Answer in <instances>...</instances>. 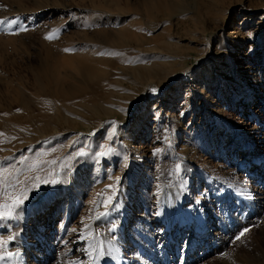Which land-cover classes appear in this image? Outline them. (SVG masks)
I'll list each match as a JSON object with an SVG mask.
<instances>
[{"label":"rangeland","instance_id":"1","mask_svg":"<svg viewBox=\"0 0 264 264\" xmlns=\"http://www.w3.org/2000/svg\"><path fill=\"white\" fill-rule=\"evenodd\" d=\"M57 1L68 7H57L55 15L40 21L36 16L41 11L20 21L0 14V44L20 46L22 41L18 50H0V197L18 192V186L29 197L18 215L0 220V241L11 238L7 251L17 254L2 264H68L71 225L88 235L82 248L70 251L79 255L77 264H126L128 257L138 264H171V253L154 238L165 220L158 225L145 219L153 217L147 213L156 215L163 202L170 206V216L188 219L198 235L192 242L185 231L172 245L177 247L176 264H264V254L234 247L241 232L247 230L244 240L249 231L264 230V175L251 177L240 169L238 177L229 175L237 169L238 150L244 145L234 138L246 115L241 107L245 97H264V37L256 28L264 21V0H182L178 9L165 0H84L108 10L120 6L115 19L121 23L110 22L107 29L127 33L121 41L103 44L102 56L79 50L85 44L77 43L70 51L60 50L67 56L56 55L55 63L47 65L42 61L43 28L53 37L45 36V41H57L96 29L108 14L83 9L78 4L83 0ZM0 2L6 13L16 10L14 0ZM12 21L16 23L9 27ZM233 52L240 60H231ZM217 54L227 60L220 70L211 61ZM87 56H101V63H93L98 70L94 77L70 74L58 79L68 63ZM207 67L215 78L210 89L201 90ZM56 78L70 89L59 87ZM256 117L259 135L251 129L253 123L245 131L263 139L264 114ZM164 120L167 133L161 129ZM262 156L254 157L255 165L264 162ZM244 195L252 197L249 203ZM132 202H137L135 208ZM36 220L49 223L39 244L42 250L34 251L38 257L21 249L31 230L28 237L23 235ZM237 220L243 224L239 229L234 228ZM214 231L226 237L221 246L210 238Z\"/></svg>","mask_w":264,"mask_h":264},{"label":"bare ground","instance_id":"2","mask_svg":"<svg viewBox=\"0 0 264 264\" xmlns=\"http://www.w3.org/2000/svg\"><path fill=\"white\" fill-rule=\"evenodd\" d=\"M74 1V0H73ZM82 1V0H81ZM96 1V0H95ZM93 1V2H95ZM99 1V0H98ZM167 2L168 5H171L173 8L175 9H178L179 6H181L182 4V0H165ZM4 2V1H3ZM15 4H16V10H11L9 11L7 9V13H6V10L3 9V6L5 5L4 3H1L0 2V14H2L3 16H8L10 15L11 17H13V20H21L23 16L27 15V14H30V13H36V12H39L41 11L44 12L42 15L41 14H38L36 17L38 18V21H40V19H42L44 16L47 18L48 16H53L55 15L54 13L57 12V7H68L66 5L63 4H60L58 3L57 0H14ZM81 3V4H80ZM58 4H60V6H58ZM81 7L86 8V7H90L91 9H94L95 12H97L99 15L102 13H105L107 12V17L106 19L103 18L101 22H99L100 24L95 26L94 28L96 29H93L91 30L90 32L88 31H78V32H73L71 36H66V37H59L57 39V41H55L56 39H53L52 42H48V41H45V36H47L48 34V31L46 29H42V33H44V37H43V40L42 42L43 43V48L42 50V54H43V62L46 63L48 65V63H55V56L56 55H61V59L63 56H65L66 54L63 52H61L60 50H63V51H66V49H68L67 51H70L72 50L73 48H75L73 45H76L77 43L78 44H85V45H80V46H83L82 48H79V50H83L85 51V49L87 50H96L99 52V54L102 56V54L104 53L102 50L103 48V44H113V42L115 43L116 41L119 40L120 38V41L121 39L123 40V32H126L124 30L126 29H118V30H111L110 29H107L108 25L110 22L112 23H115L116 21L119 22V24L121 23V20L120 19H115V16L118 15V12L119 11H122V8H119L117 6V8H115L116 10L112 9V10H108V9H105L104 6L101 4V3H98L96 2V4H91V5H86V3H84V0L83 2H79L78 3ZM183 5V4H182ZM126 6V5H125ZM171 6L169 7V9L171 8ZM5 7V6H4ZM128 8V7H127ZM138 8H134V11L138 12L137 11ZM180 10V9H179ZM47 11V12H46ZM115 14H114V12ZM174 11V10H173ZM135 12V13H136ZM26 13V14H25ZM40 13V12H39ZM37 14V13H36ZM106 14V13H105ZM114 16H113V15ZM31 15V14H30ZM169 15V14H168ZM167 15V17H168ZM35 17V18H36ZM154 17V16H153ZM263 17V16H262ZM91 19V18H90ZM94 21V20H93ZM89 20L86 22L85 21V24L83 25V30H87V26L89 24ZM92 22V20H91ZM96 22V21H95ZM10 23V22H9ZM8 23V24H9ZM54 21L50 24L49 28L50 29H53L54 28V25H53ZM123 23V22H122ZM92 24V23H91ZM132 24V22L130 23ZM95 25V24H93ZM111 25V24H110ZM113 25H116V24H113ZM56 26V25H55ZM130 26V25H129ZM78 27V26H77ZM76 27V28H77ZM80 27V26H79ZM133 27V26H132ZM258 27V31H257V35L258 36H261V34H263V37H264V21L261 20V22H259L258 25H256V28ZM254 27V29H256ZM114 29V27H113ZM134 29V27H133ZM132 30V29H131ZM257 30V29H256ZM255 30V31H256ZM38 31V30H36ZM130 32V31H129ZM52 33V32H51ZM127 33V32H126ZM125 33V34H126ZM133 35H135L133 32H132ZM127 35H130V34H127ZM59 36V35H58ZM57 36V37H58ZM141 36V35H139ZM138 36V37H139ZM137 37V38H138ZM140 38H145L144 36H141ZM26 41L27 40H30V35H27L25 37ZM147 39V38H145ZM40 40V41H41ZM2 42V41H1ZM0 42V43H1ZM76 42V43H75ZM75 43V44H73ZM118 43V42H117ZM42 44V43H41ZM121 44V43H120ZM20 46L16 45V43H12L10 41L6 42V43H3V44H0V50H3L4 52L3 53H6L5 51H7L8 49V46L12 49V50H18V48H22V41L21 43H19ZM24 45V44H23ZM58 49V50H57ZM77 49V47H76ZM78 50V49H77ZM76 50V51H77ZM40 51V52H41ZM91 53V52H89ZM40 54V53H39ZM38 55V54H37ZM69 55V54H68ZM58 56V57H59ZM67 56V55H66ZM93 56V55H92ZM100 56V57H101ZM227 56V55H226ZM233 56H235L236 58H238L240 60L241 58V55H237L236 56V53L234 54V52L232 53L231 55V60L233 59ZM100 57H96V58H93L91 56H87V57H81L79 59V61L75 63H68V67L66 69H63V73H59L60 74V77L58 78L59 80L61 81H64L66 80V78L68 77V75L70 74H79L81 76H84V77H91L94 75H96L98 73V70L96 68L93 67V63L97 62V63H101V58ZM68 59L71 58V55L67 57ZM73 60V59H72ZM77 60V59H76ZM58 61V59H57ZM213 62H215V65H216V69L218 68L220 70L221 67L224 66V63L227 62L225 56L223 54H217L216 56H214L212 58ZM238 61V60H237ZM42 62V63H43ZM59 62V61H58ZM63 62V61H62ZM61 62V63H62ZM239 62V61H238ZM243 61L241 60V63ZM66 63V62H65ZM75 64V65H74ZM45 65V64H44ZM59 64H55L54 66H58ZM243 65V64H241ZM50 66V65H49ZM48 67V66H47ZM227 67V66H226ZM246 68V67H245ZM58 69V68H57ZM207 75H208V80H206V83L203 85L204 87L201 88V90H203V88H209L210 89V86L211 84L213 83V78H215V76L213 75V73L210 74L209 72V68L207 67L206 69V72H205ZM226 73V72H225ZM78 75V76H79ZM70 77V76H69ZM205 78V77H204ZM57 80V78H56ZM61 81L57 82L60 83ZM207 81L209 82V84L207 83ZM218 83V82H217ZM201 84V83H200ZM70 86L71 85H64V83L61 82V84L59 85V87H61L62 89H67L69 88L70 89ZM257 87V86H256ZM195 89V88H194ZM227 89V88H226ZM66 92V91H65ZM69 92V91H68ZM248 97L250 98V100L248 99ZM246 100L244 101L243 105L241 106L245 112V118H243L241 120V124L239 125H234L236 126L235 127V133H236V138H234L236 140V142L239 140V142H243L244 145H241V148L238 150L239 152V162L236 166L237 169L233 170V171H230L229 172V175H236V177H238V171L239 170L240 172L242 173H245L246 175H249V176H257L259 178H263L262 175H264V162L259 165V164H254V157L258 154H260V156H262V154L264 153V137L262 140H259L260 138L258 136H252V133L250 132H246V125L247 124H250V123H253V128H251L253 131L255 130L256 133L258 134V132H261V130H257V128L255 127L257 125V115H261V114H264V97H257V96H254L253 93H250L248 94L246 97ZM258 99V100H257ZM256 100H257V103H256ZM255 101V102H254ZM228 102V101H227ZM250 105V103H252ZM248 104V105H246ZM248 106V108H246ZM250 106V107H249ZM241 115V114H240ZM250 116H253L254 118L251 119ZM243 117V116H242ZM241 117V118H242ZM162 119V118H161ZM255 119V121H250V120H253ZM157 121V120H156ZM163 123V126H161V129L164 133H167V128H166V122L165 120L162 121ZM161 123V122H160ZM137 124V123H136ZM157 125V124H156ZM259 125V124H258ZM137 126V125H136ZM136 126L132 128V131H130L133 139L135 138V131H136ZM158 126V125H157ZM125 128L128 129L130 128V124L129 122L127 121L126 122V125H125ZM249 128V127H248ZM248 130V129H247ZM251 131V130H250ZM254 133V132H253ZM255 133V134H256ZM259 135V134H258ZM264 135V134H263ZM240 139H239V138ZM126 142V141H125ZM133 146V145H132ZM125 146H123L122 148H124ZM140 149H143V146L141 145L139 148H137L138 151H140ZM147 149V148H146ZM149 150V149H148ZM151 152V151H150ZM45 153V152H44ZM43 153V154H44ZM258 153V154H257ZM145 154V151L144 153ZM139 155V154H138ZM145 156V155H143ZM44 157V156H43ZM42 157V158H43ZM46 157V156H45ZM38 158H41V155L40 157L38 156ZM46 159V158H45ZM257 159H261V158H258L257 156ZM43 160V159H42ZM262 160L264 161V156H262ZM45 161V160H44ZM48 165V164H47ZM256 166H259L257 169H256ZM249 167V169L251 167H253L254 169L252 171H249L247 170ZM26 170H28L29 168L28 167H25ZM4 172V171H3ZM255 178V177H254ZM7 179V177H6ZM67 179V178H66ZM243 179V178H241ZM71 181V180H70ZM259 181H261L259 179ZM25 182V181H24ZM83 182V181H82ZM86 182V181H85ZM84 182V183H85ZM264 182V178H263V181ZM20 183V182H19ZM17 184V183H16ZM26 186L29 185V181H27V183H24ZM39 184V183H37ZM83 184V183H82ZM19 185V184H18ZM262 185V184H261ZM196 186V189H198V186ZM3 187V177L0 178V190H2ZM21 187L18 186V192H15V193H19V189ZM27 189H22V191H25ZM204 191V190H203ZM201 193H204L205 192H202ZM6 195V193H5ZM5 197V196H4ZM3 196L0 197L1 200H4ZM205 198V196H203ZM162 198V197H161ZM168 198V197H166ZM202 198V197H201ZM242 198H244V200L249 203V199L252 198L250 197L249 199L247 198V196H243ZM169 200V199H167ZM52 201V199L50 200V202ZM49 202V203H50ZM3 203V202H2ZM137 202H132V206L134 207L136 205ZM180 205V204H179ZM48 204L46 205H43V207H47ZM158 206V205H157ZM156 206V207H157ZM160 210H158L156 212V215L155 213L154 214H151V213H147L149 215H153V217L151 218H145L146 219V222H157L158 225H161L160 223L163 222V220H165V222L162 224L163 227H157L155 230H154V238H156V240H160L161 244H164V248L166 249L167 252L171 253V264H176L175 262V251H177V247L173 248L172 245L174 244L176 246L177 244V240L182 236V234L187 231L186 235H190V238H193L192 239V242H195L196 238H197V234H194L193 230L191 229V224L189 221H187L188 219L184 218V217H181L179 216L178 218H173V216H170L171 214H173L171 212V209H170V206L165 204L164 202L163 203H160V205L158 206ZM180 207V206H179ZM135 208V207H134ZM129 210L131 209H126V210H123L125 213L128 212ZM157 210V209H156ZM20 212V211H19ZM178 212V210H177ZM21 213V212H20ZM32 213V216H34L36 219L38 217L37 216V212L36 211H31ZM40 213V212H39ZM175 213V212H174ZM128 213L127 215H125L124 219H126L128 217ZM164 215H166V219H163ZM180 215V213H179ZM168 216V217H167ZM147 217V216H146ZM55 219L57 218L54 217ZM26 216H22V221L25 222L26 221ZM54 220V219H53ZM63 220V219H62ZM52 221V218L51 220H49V222L51 223ZM240 222V224H239ZM41 224V222H39ZM38 223V220L35 221L34 225L33 226H29V230L25 233V235H23L24 237H28V232H30L31 230V234H29V238L30 240L29 241H24V240H21V249L22 251L24 249H27L30 251L31 254H35L34 257H38V254L39 253H35L34 251L38 252L40 249L42 250L41 246H42V238H44V236H46V234L44 235V230L48 227L49 223L46 225H39ZM27 225V224H26ZM24 225V227H28V225L26 226ZM243 225L242 224V221H238L237 220V223L234 225V228L235 229H239L240 226ZM40 226V227H39ZM33 227V229H32ZM49 228V227H48ZM82 228H78V227H75V226H70L69 230L71 232V246L70 248L68 249L69 252L67 253V257H65V261L68 263V264H77V259L79 257V255H72L70 251H72V249H77V248H82L83 246H81L82 242H83V239H85L87 242L88 241V235H85V231L81 230ZM172 229H174V231H172ZM32 230H34L32 232ZM191 231V233L189 232ZM250 234V237L249 238H245L244 240L243 239H240L239 240V243H238V246L235 247L236 251H241V252H244V253H247L248 251H251L253 249V251H257L258 253H262L264 254V230H261V229H258V230H251L248 232ZM228 234H226L225 236H227ZM31 236V237H30ZM209 236V235H208ZM42 237V238H41ZM152 237V236H151ZM214 237L213 241H215L216 243H219L218 245H222V242L225 241V238L224 236L221 235V233H218V232H213L211 234V237L212 238ZM204 239H207L206 236L203 237ZM153 239V238H152ZM42 240V241H41ZM199 241V240H198ZM176 243V244H175ZM41 244V246L39 245ZM84 244V242H83ZM26 245V246H25ZM30 249H33L31 252ZM255 249V250H254ZM82 252V250H81ZM76 253V252H75ZM85 257L87 258L88 257V253H87V250H85ZM33 258V257H32ZM83 258V257H82ZM129 260L128 262H126V264H138L135 263L134 261H136L134 258H131V257H128ZM37 260V258H35ZM81 259V258H80ZM45 260V258H41V262L43 263ZM39 262V260H38ZM134 262V263H133ZM21 264H28L26 261L25 262H22ZM170 264V263H169Z\"/></svg>","mask_w":264,"mask_h":264},{"label":"snow or ice","instance_id":"3","mask_svg":"<svg viewBox=\"0 0 264 264\" xmlns=\"http://www.w3.org/2000/svg\"><path fill=\"white\" fill-rule=\"evenodd\" d=\"M4 21H0V24H3ZM16 21H12L8 24L9 27H11L13 24H15ZM25 29L21 28V31H24ZM52 36H47L46 39H52ZM155 91V90H154ZM2 135V134H0ZM39 182V178L37 177V183ZM28 194L25 191H20L19 193H8L5 202L0 204V220H8L11 218H14L16 215H18V210L21 209V207L24 205V202L28 199ZM241 232L237 237L236 240H240L246 233ZM11 238L9 240H3L0 241V264H2L3 261L8 260L11 261L15 258L17 254L8 252L7 251V244L10 242Z\"/></svg>","mask_w":264,"mask_h":264}]
</instances>
